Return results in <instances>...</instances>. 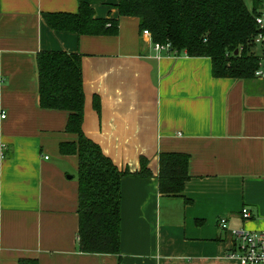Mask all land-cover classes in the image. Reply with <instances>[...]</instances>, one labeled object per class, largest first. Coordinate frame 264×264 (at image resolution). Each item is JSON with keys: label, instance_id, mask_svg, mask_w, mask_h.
<instances>
[{"label": "crops", "instance_id": "crops-1", "mask_svg": "<svg viewBox=\"0 0 264 264\" xmlns=\"http://www.w3.org/2000/svg\"><path fill=\"white\" fill-rule=\"evenodd\" d=\"M91 7L118 20L116 36L48 28L43 13H76L77 0H0V264L118 263L79 251L78 159L59 154L76 137L65 132L67 112L39 106L41 52L81 57L82 131L129 172L120 183L122 264H239L227 258L230 230L264 229V80L213 78L210 59L158 54L137 18ZM161 153L189 157L179 196L159 193ZM141 157L151 178L134 175Z\"/></svg>", "mask_w": 264, "mask_h": 264}, {"label": "trees", "instance_id": "trees-1", "mask_svg": "<svg viewBox=\"0 0 264 264\" xmlns=\"http://www.w3.org/2000/svg\"><path fill=\"white\" fill-rule=\"evenodd\" d=\"M76 13H43L53 31L78 36H116L118 20L96 18L93 2L116 9L118 17L139 20L157 44H169L170 51L189 58H208L216 79L251 80L257 69L252 38L257 33L254 15L263 0H77ZM237 51V54H235ZM39 106L68 113L65 132L76 137L59 145L62 156H77L79 251L84 254L115 255L120 258V183L128 171H120L99 146L82 131L84 94L81 57L63 52H41L36 59ZM93 108L98 113L96 98ZM140 178H151L148 161L140 158ZM189 157L161 153L157 176L159 193L179 196L187 174ZM18 264H38L36 260Z\"/></svg>", "mask_w": 264, "mask_h": 264}, {"label": "built area", "instance_id": "built-area-1", "mask_svg": "<svg viewBox=\"0 0 264 264\" xmlns=\"http://www.w3.org/2000/svg\"><path fill=\"white\" fill-rule=\"evenodd\" d=\"M254 21L257 27V33L252 38V45L258 58L257 69L254 72V78L264 80V0L257 14L254 15ZM141 35L150 42L152 49L160 54L166 53L176 56L175 52L170 51L169 44H157L151 40V34L147 30L141 31ZM5 116L2 115L1 118ZM242 220L250 218L247 208L240 211ZM218 227L222 231H227V221L224 218L218 220ZM234 247L228 253L227 258L237 261L239 264H264V229L260 231H248L245 229L230 230Z\"/></svg>", "mask_w": 264, "mask_h": 264}, {"label": "rangeland", "instance_id": "rangeland-1", "mask_svg": "<svg viewBox=\"0 0 264 264\" xmlns=\"http://www.w3.org/2000/svg\"><path fill=\"white\" fill-rule=\"evenodd\" d=\"M245 1V4H246V6L250 9V7H251V4H250V1L249 0H244ZM256 55V54H255ZM69 174V173H68ZM71 174H75V176L77 177V175H76V173H74V171H73V173H71ZM71 174H69V175H71Z\"/></svg>", "mask_w": 264, "mask_h": 264}, {"label": "water", "instance_id": "water-1", "mask_svg": "<svg viewBox=\"0 0 264 264\" xmlns=\"http://www.w3.org/2000/svg\"><path fill=\"white\" fill-rule=\"evenodd\" d=\"M235 54H237V51H235Z\"/></svg>", "mask_w": 264, "mask_h": 264}]
</instances>
